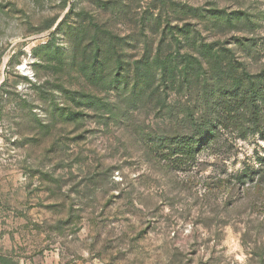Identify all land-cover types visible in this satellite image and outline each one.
Here are the masks:
<instances>
[{
    "label": "rangeland",
    "instance_id": "obj_1",
    "mask_svg": "<svg viewBox=\"0 0 264 264\" xmlns=\"http://www.w3.org/2000/svg\"><path fill=\"white\" fill-rule=\"evenodd\" d=\"M0 256L264 264V0H0Z\"/></svg>",
    "mask_w": 264,
    "mask_h": 264
},
{
    "label": "trees",
    "instance_id": "obj_2",
    "mask_svg": "<svg viewBox=\"0 0 264 264\" xmlns=\"http://www.w3.org/2000/svg\"><path fill=\"white\" fill-rule=\"evenodd\" d=\"M183 66L179 68V76L182 78V81L186 83V86H190L191 82V66L197 65L200 69L203 68V61L198 58H194L191 55L185 54L183 55ZM215 68H218L215 67ZM164 80L170 78L173 71L167 69V66H163L162 68ZM181 86L184 87L183 83ZM261 92V91H260ZM245 93V100H249L251 102L255 101L257 97L256 91L249 88L242 91ZM184 107V106H183ZM184 117L182 118V126L187 131L180 136L173 137L169 143L168 149H172L173 153L170 154L176 155L178 154V158H180V163L188 164L192 162L196 158L197 151L200 146L204 145V140L201 138L203 134H213V123L210 121V113L208 114L201 111V108L197 106H187L185 108V112L182 113ZM175 145V146H174ZM9 261L7 258L0 256V264H8Z\"/></svg>",
    "mask_w": 264,
    "mask_h": 264
}]
</instances>
